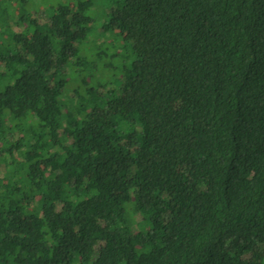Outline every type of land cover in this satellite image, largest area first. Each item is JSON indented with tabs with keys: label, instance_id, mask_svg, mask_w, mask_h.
<instances>
[{
	"label": "trees",
	"instance_id": "16d2710c",
	"mask_svg": "<svg viewBox=\"0 0 264 264\" xmlns=\"http://www.w3.org/2000/svg\"><path fill=\"white\" fill-rule=\"evenodd\" d=\"M96 2L0 0V264H264V0Z\"/></svg>",
	"mask_w": 264,
	"mask_h": 264
},
{
	"label": "rangeland",
	"instance_id": "374dc122",
	"mask_svg": "<svg viewBox=\"0 0 264 264\" xmlns=\"http://www.w3.org/2000/svg\"><path fill=\"white\" fill-rule=\"evenodd\" d=\"M104 4L105 3L102 2V0H97L96 6L93 8L94 12L96 13L95 14V19L98 22L96 24V26H98L99 23L103 21V18H102L103 16H102L101 12H102V9H103L102 6ZM99 9H100V12H96L97 10L99 11ZM28 18L29 19L35 18L33 12L28 15ZM40 22H43V20H40ZM98 33H99V30H97L96 34L91 35L90 38L97 44L98 47H100L102 49H105L106 47H109V45L113 42V37L108 35V34L101 35V34H98ZM141 218L142 217L139 216V215H131L130 216V225L134 226L136 229H138V227H140V225H141Z\"/></svg>",
	"mask_w": 264,
	"mask_h": 264
}]
</instances>
